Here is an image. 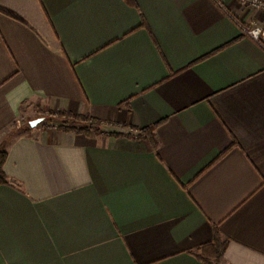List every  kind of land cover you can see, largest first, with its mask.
I'll list each match as a JSON object with an SVG mask.
<instances>
[{
	"label": "crops",
	"instance_id": "obj_1",
	"mask_svg": "<svg viewBox=\"0 0 264 264\" xmlns=\"http://www.w3.org/2000/svg\"><path fill=\"white\" fill-rule=\"evenodd\" d=\"M240 24L264 13L0 0V264H204L216 231L219 264H264V51ZM57 112L121 136L30 128Z\"/></svg>",
	"mask_w": 264,
	"mask_h": 264
},
{
	"label": "trees",
	"instance_id": "obj_2",
	"mask_svg": "<svg viewBox=\"0 0 264 264\" xmlns=\"http://www.w3.org/2000/svg\"><path fill=\"white\" fill-rule=\"evenodd\" d=\"M54 115H56L61 120H63L62 126L60 127L59 130L64 133H73L76 135H84V136H89V135H107L110 137L121 136L119 134H112V133L105 134L101 130L102 123L88 116L73 115L63 112H57ZM147 132L151 135V130ZM139 138H141V136ZM226 152L220 155V157H218V159L215 162L221 159V157H223L226 154ZM6 158H7L6 150L4 148H0V186L9 183L8 178L6 177L3 171V166L6 161ZM214 163H212L210 166H212ZM226 246L227 243L222 240L219 233L216 231L214 233L212 242L200 247V249H198V251L194 253V255L204 264H219V261L223 256Z\"/></svg>",
	"mask_w": 264,
	"mask_h": 264
},
{
	"label": "built area",
	"instance_id": "obj_3",
	"mask_svg": "<svg viewBox=\"0 0 264 264\" xmlns=\"http://www.w3.org/2000/svg\"><path fill=\"white\" fill-rule=\"evenodd\" d=\"M242 8L264 13V0H231ZM243 36L247 37L264 51V27L251 24L249 26L239 25Z\"/></svg>",
	"mask_w": 264,
	"mask_h": 264
},
{
	"label": "rangeland",
	"instance_id": "obj_4",
	"mask_svg": "<svg viewBox=\"0 0 264 264\" xmlns=\"http://www.w3.org/2000/svg\"><path fill=\"white\" fill-rule=\"evenodd\" d=\"M55 113H45V114H41V115H37L36 118L38 119H43V121L41 123H39L35 128H39V127H49V128H53L56 129L58 131H60V127L62 126V121L59 117H57L56 115H54ZM27 127V125H26ZM33 128V129H35ZM102 131L104 130H110V128L108 127H103L101 128ZM13 134H11L10 136H12Z\"/></svg>",
	"mask_w": 264,
	"mask_h": 264
},
{
	"label": "water",
	"instance_id": "obj_5",
	"mask_svg": "<svg viewBox=\"0 0 264 264\" xmlns=\"http://www.w3.org/2000/svg\"><path fill=\"white\" fill-rule=\"evenodd\" d=\"M43 121V119H36V120H34V121H31L30 123H29V126H30V128H35L39 123H41Z\"/></svg>",
	"mask_w": 264,
	"mask_h": 264
}]
</instances>
